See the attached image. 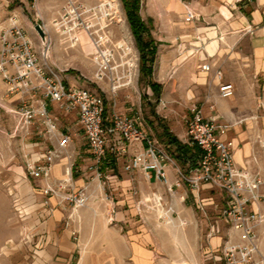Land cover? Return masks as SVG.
Returning <instances> with one entry per match:
<instances>
[{
	"label": "built area",
	"instance_id": "obj_1",
	"mask_svg": "<svg viewBox=\"0 0 264 264\" xmlns=\"http://www.w3.org/2000/svg\"><path fill=\"white\" fill-rule=\"evenodd\" d=\"M30 1L37 7L38 0ZM95 9L87 8L77 0H67L52 26L56 34L68 39L72 46L79 42L82 31L90 37L93 50L91 59L95 65L94 80L107 83L111 94L117 98L121 88L132 87L136 83L139 50L127 29L126 18L116 21L124 23V27H120L123 35L120 39H116L111 22L104 20L103 23L96 17L85 20V15ZM190 13L194 18V14ZM9 22L0 35V71L9 84V92H18L24 99L21 111H12L22 114L23 126L28 131L35 125L43 126L47 142L50 143L44 147L41 143L33 142L27 163L28 174L43 183L38 188L41 189L42 207L46 209L45 217L52 213L50 201L55 197L59 205L69 210L66 221V225H69L74 214L88 206L90 197L87 185L78 189L74 187V163L66 167L63 179H53L52 167L72 141L70 130L64 131L59 127L56 117L50 112V104L56 103L66 114L78 113L79 124L93 157L90 169L96 172L107 196H110L107 170L115 163L113 155L125 156V171L141 172L147 180H158L172 197L175 196L176 186L185 185L193 193L198 208L205 205V200L200 198L201 190H219L225 195L226 202L210 227L209 236L223 233L222 223L230 231L216 250L206 254V258L227 264H264L259 236L264 213L253 208L264 201V178L251 168L238 164L232 141L221 138L233 127L232 122L224 121L216 114L207 117L200 105L191 107V115L186 121L187 139L198 148L199 157L194 167L184 172L140 116L117 110L108 113L105 95L96 88L71 84L62 71L48 63L52 41L45 22L39 24L45 40L34 26L41 38L40 50L17 14H13ZM201 68L206 72L214 70L222 98L234 96V84L223 80L220 68L211 62L204 63ZM169 167L177 172L175 182L169 179ZM159 193L155 192L152 200L156 198L161 206ZM145 205L147 203L140 199L137 205L139 213L146 211ZM26 207V211L19 209L24 221L32 214L30 204ZM161 213L167 224L176 222L172 203ZM72 233L75 237L78 234L76 231Z\"/></svg>",
	"mask_w": 264,
	"mask_h": 264
},
{
	"label": "crops",
	"instance_id": "obj_2",
	"mask_svg": "<svg viewBox=\"0 0 264 264\" xmlns=\"http://www.w3.org/2000/svg\"><path fill=\"white\" fill-rule=\"evenodd\" d=\"M199 1L207 4V7L204 11L196 10L194 16L201 17L204 13L209 17L211 27L208 30L216 33L211 37L212 41H218V47L212 55L208 52L209 44L205 46L202 62H211L216 68H220L223 80L234 84L235 94L228 99L221 97L220 92H217L219 81L216 82L218 78H215L212 70L216 83L211 85V94L206 99L201 96L202 102L198 104L207 117L216 114L224 121L233 123V127L221 138L232 141L238 164L251 168L264 178V0ZM43 2L45 7L57 11V15L51 20L53 23L63 5H60V0ZM127 29L130 30L128 27ZM195 46L198 44L195 43ZM177 54L179 53L173 50L158 49L153 79L162 86ZM207 55L214 58L209 61ZM90 60L93 65L92 59ZM197 61L198 59L192 58L178 67L175 73L179 78L185 74L188 78L186 83L196 85L193 95L189 93V98L202 95L208 83L210 72L202 69L201 72L198 71ZM204 63L198 64V67L201 68ZM65 76L71 84L87 87L78 76H70L68 73ZM132 87L135 88V84ZM149 90L151 91L150 87ZM163 91L164 86L162 93ZM183 93L186 96L185 90ZM162 97L163 95L161 99ZM173 99L180 100L175 94ZM107 110L108 113L117 110V100ZM154 110L158 115L159 112ZM50 112L56 117L59 127L64 131L69 129L72 134V141L66 152L52 167L53 179H63L66 167L74 163V172L77 174L74 177V187L78 189L87 185L89 204L79 209L70 224L66 225L69 210L59 205L55 197L50 201L53 206L52 213L48 217L44 216L46 209L42 207L41 189L38 188L40 194L36 200L30 202L32 214L27 220L28 228L25 232L28 245L23 246L22 242H18L13 264H222L206 258V254L216 250L230 230L222 223L223 233L209 236L214 221L209 215L204 217L196 213L193 206L195 204L191 205L190 198L195 202L196 199L189 189L179 188L175 197L179 196V212L187 220L183 227L178 224L169 226L146 212H138L140 199H150L154 189L155 192H161L162 184L155 179L147 180L141 172L131 174L125 171L124 161L115 162L107 170V187L110 192V196H107L96 172L90 169L93 157L87 149L88 144L78 121V113L66 114L56 103L50 104ZM126 114L140 116L152 129L140 108L132 109V113ZM176 135L181 136L178 139L183 143L188 142L187 127L184 125L178 128ZM36 142L44 147L47 143L50 144L45 134ZM168 170L170 181L175 182L176 170L173 167ZM42 184L38 183L40 186ZM206 190L201 192V198L213 200L205 197L209 195ZM253 208L264 213V201L255 204ZM218 217L219 215L216 216ZM73 231L78 233L76 237ZM259 236L261 252L264 255V223L259 227ZM2 263L8 262L4 260Z\"/></svg>",
	"mask_w": 264,
	"mask_h": 264
},
{
	"label": "rangeland",
	"instance_id": "obj_3",
	"mask_svg": "<svg viewBox=\"0 0 264 264\" xmlns=\"http://www.w3.org/2000/svg\"><path fill=\"white\" fill-rule=\"evenodd\" d=\"M196 1L195 3L191 0H175L176 3L163 2L160 0H140L139 2L140 8L138 13L144 18L146 27L150 29L151 36L157 43V48H161L162 51L167 49L179 53L173 58L172 66L167 72V80L163 83L164 93H162V95L164 99L162 97L159 103L157 102L156 94L151 88L149 81L144 79L141 71L140 58L135 88L123 87L118 94L119 96L114 98L108 89L107 83L96 82L94 80L95 68L90 62L92 57L91 52L93 51L90 37L82 31L79 33V42L72 46L68 39H64L62 36L56 34L51 20L57 15V11L56 9L45 7L43 0L37 1V7L33 6L30 0H0V35L2 30L9 25V18L13 14H17L19 20L27 29V33L33 38L38 45V50H40L41 38L37 35L34 26L45 22L49 28V36L52 41V49L48 63L55 66L59 71H62L64 75L68 73L70 76H78L80 81L84 82L87 87L96 88L100 93L106 96L108 108H111L116 100L117 110H119V112L132 113V109L137 107L140 108L144 118L153 129L158 140L165 145L164 139H161V134H163L162 125L169 127L171 134L177 136L176 133L181 125L187 127L186 121L191 115V107L194 105L198 106V103L201 104V96L206 99V97L211 94V85L213 82L218 83L219 81L217 79L215 82L214 76L210 72L206 91L198 97L189 98V93L193 95L192 91L195 90L196 85L190 82L186 83L188 78H186L185 74H182L180 78L175 74L178 67L188 63L192 58L198 59L197 62L199 65L204 63L202 62V51L205 46L210 44L213 40L211 37L214 34H211V31L208 30V28L211 27L209 25V17L204 13L201 14V17H191L190 12L195 14L196 10L199 12L201 10L204 11L205 7H207V4L199 0ZM77 2L84 4L87 8H96L94 11L85 15V20L96 17L97 19H101L103 23L104 20L105 22H111L112 24L110 27L114 34H116V38L122 35V29L120 27H124V23L121 21L120 23H116L120 18L127 19L129 31L133 34L128 18L130 9H128L122 0H77ZM66 3L67 0H60V5L65 6ZM93 12H95V14H93ZM150 19H152V21L149 22ZM205 28H207V30ZM133 37L136 49L139 50V55L141 57V51L137 46L134 34ZM195 43L198 44V46H195ZM182 50L184 51L179 52ZM186 56L188 57L182 61ZM213 58L214 57L211 58L207 55V60L210 61ZM198 64L196 68L201 72L202 68H199ZM184 90L186 96H184ZM217 92L219 93L218 86ZM174 94L176 97H179L180 100H174ZM23 100L24 99L21 98L18 92H9V84L3 79L2 72L0 71V264H3L2 262L4 260H7V264H13V255L15 251H18V242H22L24 244L23 246L28 245L25 235V231L28 228L27 221L22 220L23 218L20 217L19 209L26 211L28 209L26 206L33 200H36L39 192V181L28 174L27 163L30 160L32 143L41 140L45 134V130L43 126L35 125L28 131V129L23 126L22 114L12 111L15 109L21 111ZM159 106L161 108H159ZM154 109L159 112L158 116L154 115ZM172 129H174V131H172ZM180 135L178 136L179 138H181ZM186 143L192 145L189 140ZM173 148L174 147L168 146L166 148L172 156ZM87 149L89 150L88 147ZM88 156L89 155H87V157ZM113 156L116 163L120 161L122 163L126 160L125 156ZM175 161L184 172L190 170L187 168L188 164L183 166L176 159ZM74 177L76 178L77 174H75ZM181 187L184 188V190L187 188L185 185L176 186L175 196L172 197L169 195L166 187L162 185L161 192L159 193L162 200L161 206L159 202L156 201V198L152 200L153 194L150 195V199L146 198L144 201L147 205L153 207L150 209L145 205V212L147 215L153 216L163 224H167L165 222V216H161V210L163 208L167 209L172 203L174 205V215L176 218L174 224H178L182 227L186 226L187 220L180 214L177 205L179 196L175 198L177 190ZM153 191L155 193L156 189ZM202 191L203 190H201V192ZM206 191L209 195H205V197L212 198L213 200H205L203 208H198L199 204L195 202L193 198H190L191 205L195 204L193 206L196 208V213H199L198 215H204V217L209 215L212 221H214L226 202L225 195L219 190L207 189ZM201 192L200 198L203 195ZM158 208L161 209L158 210ZM174 224L171 223L167 225L173 226ZM221 226L223 227V225ZM212 261L215 263L221 262L222 264H227L225 261Z\"/></svg>",
	"mask_w": 264,
	"mask_h": 264
},
{
	"label": "trees",
	"instance_id": "obj_4",
	"mask_svg": "<svg viewBox=\"0 0 264 264\" xmlns=\"http://www.w3.org/2000/svg\"><path fill=\"white\" fill-rule=\"evenodd\" d=\"M128 9L130 14L128 16L132 27V32L136 37V43L141 51L140 64L141 71L144 79L149 81L151 88L156 94L157 102L159 103L162 96L163 86L153 79V72L155 67L156 56L158 52L157 43L153 39L150 33V29L146 27L145 21L138 13L140 8V0H122ZM130 2H134L133 4ZM152 19L149 20V22ZM155 116H158L154 112ZM163 134L161 139H164V143L168 147H174L172 154L174 158L183 166L188 164V169H191L196 164L199 157V150L195 145H189L183 143L177 136L171 134L170 128L166 125H162Z\"/></svg>",
	"mask_w": 264,
	"mask_h": 264
},
{
	"label": "bare ground",
	"instance_id": "obj_5",
	"mask_svg": "<svg viewBox=\"0 0 264 264\" xmlns=\"http://www.w3.org/2000/svg\"><path fill=\"white\" fill-rule=\"evenodd\" d=\"M160 1H163V2L167 1V2H171V3H176L175 0H160ZM211 34L216 35V33H214V32H211ZM217 45H218V41L214 40V41H212V43H210L207 46L208 47V52L210 53V55H212L214 53L216 47H218Z\"/></svg>",
	"mask_w": 264,
	"mask_h": 264
},
{
	"label": "water",
	"instance_id": "obj_6",
	"mask_svg": "<svg viewBox=\"0 0 264 264\" xmlns=\"http://www.w3.org/2000/svg\"><path fill=\"white\" fill-rule=\"evenodd\" d=\"M35 28H36V31L38 32V34L42 37V39L45 40L46 36L44 35V32H43L41 25L37 24L35 26Z\"/></svg>",
	"mask_w": 264,
	"mask_h": 264
}]
</instances>
